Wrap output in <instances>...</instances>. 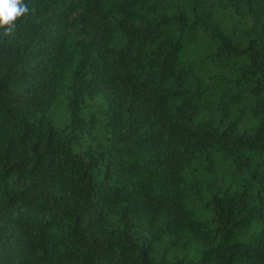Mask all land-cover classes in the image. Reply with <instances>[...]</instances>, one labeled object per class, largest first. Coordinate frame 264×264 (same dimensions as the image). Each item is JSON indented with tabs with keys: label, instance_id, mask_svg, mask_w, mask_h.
Here are the masks:
<instances>
[{
	"label": "trees",
	"instance_id": "1",
	"mask_svg": "<svg viewBox=\"0 0 264 264\" xmlns=\"http://www.w3.org/2000/svg\"><path fill=\"white\" fill-rule=\"evenodd\" d=\"M24 2L0 264H264V0Z\"/></svg>",
	"mask_w": 264,
	"mask_h": 264
},
{
	"label": "clouds",
	"instance_id": "2",
	"mask_svg": "<svg viewBox=\"0 0 264 264\" xmlns=\"http://www.w3.org/2000/svg\"><path fill=\"white\" fill-rule=\"evenodd\" d=\"M29 11L24 0H0V29L12 32L17 18L22 17Z\"/></svg>",
	"mask_w": 264,
	"mask_h": 264
},
{
	"label": "rangeland",
	"instance_id": "3",
	"mask_svg": "<svg viewBox=\"0 0 264 264\" xmlns=\"http://www.w3.org/2000/svg\"><path fill=\"white\" fill-rule=\"evenodd\" d=\"M224 16H225L226 20H228V21L233 20L228 14H224ZM234 24L236 27H240L243 24L245 25V23H240V22H236V23L234 22ZM246 25H247V23H246Z\"/></svg>",
	"mask_w": 264,
	"mask_h": 264
}]
</instances>
